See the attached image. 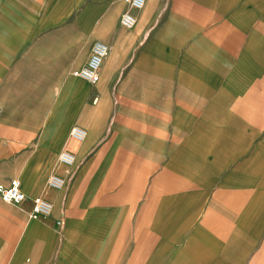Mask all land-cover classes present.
Here are the masks:
<instances>
[{
	"label": "crops",
	"instance_id": "obj_1",
	"mask_svg": "<svg viewBox=\"0 0 264 264\" xmlns=\"http://www.w3.org/2000/svg\"><path fill=\"white\" fill-rule=\"evenodd\" d=\"M107 2L0 0V184L27 197L0 196V264H112L118 219L155 243L186 231L187 264H234L257 235L264 264V0H147L135 30L106 34L90 84L73 71L117 13ZM108 164L122 175L101 178ZM36 197L50 217H29Z\"/></svg>",
	"mask_w": 264,
	"mask_h": 264
},
{
	"label": "rangeland",
	"instance_id": "obj_2",
	"mask_svg": "<svg viewBox=\"0 0 264 264\" xmlns=\"http://www.w3.org/2000/svg\"><path fill=\"white\" fill-rule=\"evenodd\" d=\"M108 4L113 5L114 9H117V13L113 19L108 20L105 23L104 28L100 29L101 35L99 36V40L105 41V36L109 32V30L113 28L118 29V22L122 12L125 9V5L122 0H108ZM139 26V25H138ZM137 26V27H138ZM136 27V28H137ZM135 28V29H136ZM134 29V30H135ZM124 32L130 33L132 30H123ZM106 42V41H105ZM73 71V75L75 76ZM100 84V83H99ZM97 84V85H99ZM102 116V115H101ZM108 169L102 170L100 177L105 179H111L112 177L122 175V171L120 169L121 164H108ZM69 173H73L74 170H68ZM119 183V179L117 180ZM117 185V184H115ZM124 198L125 196H120ZM3 200V199H2ZM4 201V200H3ZM5 202V201H4ZM154 228L150 226H141L137 223V221L132 220L128 225V220H126L125 225H122V220L118 219L116 223H114L113 234H114V242L113 246V258L112 264H187L189 255L183 250L186 241H183L186 237V231H182V235H179L176 240L179 241H170L171 229L169 227L159 228L162 237L161 243H155L151 240H157L158 237H153L154 233H152ZM153 234V235H152ZM152 235V236H149ZM151 238V240H150ZM257 235L253 236L252 239L250 237H243V241L241 244L242 247V258L240 261L235 262L234 264H252L255 260L253 257L258 255L259 252H256V249L249 251L251 248L252 241H256ZM263 237L260 238L262 240ZM258 240V239H257ZM261 243V241H260ZM258 244V246L260 245ZM175 246L178 249H182L181 253L185 254L182 258L177 260L175 255H172V252H175ZM180 253V254H181ZM237 251H233L232 255L235 256ZM264 256V253H261ZM262 256V257H263ZM238 257V256H237ZM262 257L259 260H262Z\"/></svg>",
	"mask_w": 264,
	"mask_h": 264
},
{
	"label": "built area",
	"instance_id": "obj_3",
	"mask_svg": "<svg viewBox=\"0 0 264 264\" xmlns=\"http://www.w3.org/2000/svg\"><path fill=\"white\" fill-rule=\"evenodd\" d=\"M122 2L125 5V9L119 18V25L126 30H132L137 26V14L145 8L147 0H122ZM108 54V44L101 40L94 41L88 60L74 72L75 76L90 84H97L100 80L101 67ZM87 136V130L79 125L73 126L69 132L70 140L77 144L84 142ZM58 161L70 170L76 164V154L73 150H64L58 154ZM47 183L56 190L63 189L67 184L66 179L58 174L50 175ZM0 196L6 203L14 205H21L27 199L22 190L21 181L18 178L12 179L8 184H0ZM52 212L53 205L51 202L43 197H36L32 199V208L28 214L31 218H48Z\"/></svg>",
	"mask_w": 264,
	"mask_h": 264
}]
</instances>
